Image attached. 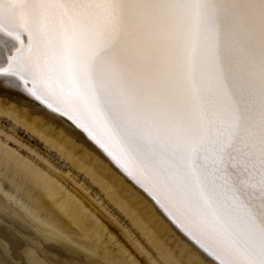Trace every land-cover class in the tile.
Here are the masks:
<instances>
[{
    "label": "bare ground",
    "instance_id": "1",
    "mask_svg": "<svg viewBox=\"0 0 264 264\" xmlns=\"http://www.w3.org/2000/svg\"><path fill=\"white\" fill-rule=\"evenodd\" d=\"M168 30L160 24L157 37L135 43L127 60L96 67L101 119L224 264H261L264 59L217 10L208 13L193 59L177 75L167 58ZM2 118L65 169L0 140V264H136L127 246L145 264H203L148 195L66 117L58 119L76 136L24 103L0 99Z\"/></svg>",
    "mask_w": 264,
    "mask_h": 264
},
{
    "label": "snow or ice",
    "instance_id": "2",
    "mask_svg": "<svg viewBox=\"0 0 264 264\" xmlns=\"http://www.w3.org/2000/svg\"><path fill=\"white\" fill-rule=\"evenodd\" d=\"M217 10L232 18L264 59V0H0V99L26 104L70 136L76 133L58 117L86 133L203 264L224 261L102 121L95 69L108 60H127L135 43L154 40L158 26L168 24L167 58L179 75L194 57L208 13ZM176 255L183 258L180 250ZM245 264L256 261L246 258Z\"/></svg>",
    "mask_w": 264,
    "mask_h": 264
},
{
    "label": "rangeland",
    "instance_id": "3",
    "mask_svg": "<svg viewBox=\"0 0 264 264\" xmlns=\"http://www.w3.org/2000/svg\"><path fill=\"white\" fill-rule=\"evenodd\" d=\"M0 130L5 133L6 135H11V137L14 139H9L6 140L3 134H0V140H2L3 142L5 141L7 143L8 146H10L11 148H15L17 151H19L20 154H23L25 156H30L31 155V150L35 151L36 153H39L42 157H45V160H49V162L55 167V168H63L65 169V166L62 165V163H58L55 159L53 160L52 158H50L49 155H46L48 152H46L45 147L43 146L42 143H40L38 140V142H36V138H34L32 135L29 136L28 132L23 130L22 128H17L16 131H14L13 128H11L8 124H5L3 122V118L0 121ZM8 126V127H7ZM13 132V133H12ZM2 136V137H1ZM31 149V150H30ZM53 154V153H51ZM33 157V159L35 160V162H38L37 158L35 157V155L32 153L31 155ZM58 171V170H56ZM111 228L108 225V230H110L114 235H118V227L115 224H111ZM122 238V237H121ZM123 239V238H122ZM123 243H127L125 240L122 241ZM129 244V243H128ZM127 244V245H128ZM129 249V252L134 256V260L136 264H142L144 262L145 264V260L144 257L141 255L139 256L137 254V252L133 251V249L130 250V247L127 246ZM136 255V257H135ZM137 258V259H135ZM139 262V263H137Z\"/></svg>",
    "mask_w": 264,
    "mask_h": 264
}]
</instances>
